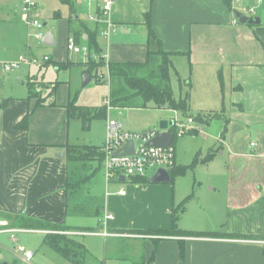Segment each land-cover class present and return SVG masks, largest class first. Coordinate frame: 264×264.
<instances>
[{"label": "crops", "instance_id": "crops-1", "mask_svg": "<svg viewBox=\"0 0 264 264\" xmlns=\"http://www.w3.org/2000/svg\"><path fill=\"white\" fill-rule=\"evenodd\" d=\"M55 1H39L43 10L37 15L44 29L52 18L47 10L56 7ZM59 1L69 7L70 15L65 20L56 12L54 28L59 34L67 31L68 39L78 37L80 45L81 41L88 43L89 34L98 27L88 20L96 6ZM228 1L115 0L111 15L115 32L107 39L98 38L106 63L144 62L149 49L159 48L149 39L145 25V15L152 12V28L164 51L187 59L191 117L171 111L175 122L165 132L175 135L177 123L188 124L193 119L185 136L201 142L191 156H198L196 166L207 165L218 178H225L226 191L218 193L217 184H209L205 191L196 192L195 179L191 191L180 193L177 186L173 190L169 185L172 178L167 183H152L157 171L151 178L147 173L139 180L121 176L109 182L104 162L98 167L97 161L68 160L67 147L74 145L64 132L67 112L52 108L66 103L47 100L37 106L30 89L21 88L27 75L4 71L5 63L24 56V50L18 54L16 48L32 55L29 39L33 29L20 19V0H0V221L18 230L14 239L0 234V264H264V0ZM83 12L86 21L79 15ZM235 12L258 17L260 24H241ZM105 29L102 24L100 32ZM51 33L55 45L47 47L58 44V36ZM86 62L83 75H89ZM197 97L202 100L195 106ZM120 110H108L106 123L112 116L122 123L126 119L127 131L160 132L154 127L162 111ZM197 115H203V124L194 120ZM178 117H187V123L178 122ZM214 123L217 131L212 130ZM105 142L89 147H103ZM175 144L174 137L175 165L187 167L178 163ZM98 176L106 188L102 205L94 204L92 196ZM124 184H129L127 191ZM121 189L124 196L119 195ZM185 200L178 227L187 232L219 233L220 237L146 235L169 231L173 209ZM107 215L113 219L106 221ZM30 220L61 229H29L25 225ZM49 236L70 239L75 251L72 258L55 251ZM18 246L34 252L29 262L16 250Z\"/></svg>", "mask_w": 264, "mask_h": 264}, {"label": "rangeland", "instance_id": "rangeland-1", "mask_svg": "<svg viewBox=\"0 0 264 264\" xmlns=\"http://www.w3.org/2000/svg\"><path fill=\"white\" fill-rule=\"evenodd\" d=\"M79 3L77 4L79 6L80 2H83L82 0H76ZM56 7L52 6L51 9L47 10L48 14L52 16L50 20H47L48 26L43 30L44 33L46 32H53L56 33L58 36V44L55 47H47L43 46L41 42L36 39L37 30L33 28L31 31V37L29 39V47L32 49V55H28L34 58L39 59L43 64L38 66H23L19 70H15L13 72L17 73H25L27 76L22 79L24 81V87L21 86L23 90H29L32 88L33 83L38 84L36 92L41 94L43 97H47L48 101H56L57 103H66L64 106L60 107L59 105L56 108L57 110H63L66 109L67 112V103L69 102L70 96L72 98H75L76 105L82 106V107H98L99 105H103L104 101L109 98V82L110 78L108 75V70L105 68H101L98 73H94L92 77V82L88 84L87 86H83V72L85 70V67L82 65L85 61H87V58L83 54H74L68 51L66 43L68 39L67 31H62V34H59L57 32V28L54 24L53 16L57 12H61L64 19L67 20L70 15V9L68 6L63 4L61 1L57 0L55 1ZM82 4V3H81ZM55 7V8H54ZM48 9V6H46ZM43 8H39V11L42 12ZM81 19L86 21V15L83 13L79 14ZM54 25V26H53ZM29 34V35H30ZM60 35V36H59ZM107 39V38H106ZM81 46H88L87 42H80ZM66 46V48H65ZM23 52V55L25 56L27 54V51L25 48H16L14 51L15 53ZM27 56V55H26ZM48 57L49 60L47 62H44V58ZM107 61V57L105 58ZM174 69L172 70L171 74V88L173 89L174 96L176 99H179L180 97L184 96L185 93H187V84L189 82L190 74H189V67L187 63V59L183 57H173L172 58ZM160 62V60L155 61ZM62 65H66V68H63ZM60 68V69H59ZM156 70L155 68H153ZM176 72L178 74H176ZM104 75V80L101 81L100 78H96ZM30 76V77H29ZM29 77V79H27ZM35 79V80H34ZM100 79V80H99ZM31 80V81H30ZM99 80L100 82H98ZM192 81V79H190ZM31 82V83H30ZM20 86V83H19ZM36 86V85H35ZM207 86L206 82H203V87ZM53 87L56 88L55 94H50V92L53 90ZM47 88V89H46ZM50 94V95H49ZM202 99L200 97H197L194 100L195 106L197 103H199ZM55 103V106L57 105ZM111 111V110H110ZM163 112V115L161 116V120H159L158 124L154 127V129L159 130L160 122L169 120L170 124H174L175 119L172 117L174 114L171 111L167 110H160ZM120 112H124V110H120ZM149 112H153V110H150ZM109 113V111H108ZM113 112H111L112 114ZM118 113V111H117ZM150 116L154 113H148ZM112 116L110 117V119ZM180 120L185 121L187 123V117L179 118L177 119L178 122ZM123 125H125L124 129H126V125L128 124V121L126 119H123ZM217 123V122H216ZM216 123H214V126L212 127V130L217 131ZM67 132V135L69 133L70 135V141L71 144L74 146H71L73 148H77L76 153L78 152H86V150H82V147H89V146H101L104 141L107 139V123L104 119H94L90 123L85 124L82 119H69L68 115H65V126H64V132ZM66 134V133H65ZM201 141L190 139V136H183V138H177L176 139V151H177V160L178 163L183 164L185 166H189L193 164L195 156L192 158L191 154L195 147L200 146ZM204 142V141H203ZM219 157V156H218ZM220 161L225 160V158L219 157ZM227 160V159H226ZM90 161L86 162V164H89ZM91 163V162H90ZM98 167H100L99 163H96ZM214 169H209V167L206 165H195L193 168H189L185 175H179L174 178V183L169 184L173 190L174 186L178 187V190L180 193L183 191L188 193L192 189V185H194V180L196 179L197 184L195 185L196 192H200L201 190H204V188H207V186L217 184V187L219 189L218 193H223L226 191V187L224 185L225 178H218L220 175L217 173H213ZM218 172L220 170L218 169ZM156 172L150 171L148 172V177L151 178ZM100 175V174H99ZM101 176V175H100ZM98 176L96 178L97 185L95 187V190H93V200L94 204L102 205L104 200V195L106 194V188L100 184L101 177ZM212 181L209 183V181ZM218 182V183H217ZM149 185V184H147ZM145 185V186H147ZM123 187L125 190H128L129 184H124ZM194 187V186H193ZM85 189V188H84ZM175 188V193L178 191ZM112 192V188H111ZM137 192H142V190H138ZM10 235V234H9ZM146 235H150L151 237L154 236L156 238L162 237L158 235H154L151 232L146 233ZM17 250V248H16ZM18 251V250H17Z\"/></svg>", "mask_w": 264, "mask_h": 264}, {"label": "trees", "instance_id": "trees-1", "mask_svg": "<svg viewBox=\"0 0 264 264\" xmlns=\"http://www.w3.org/2000/svg\"><path fill=\"white\" fill-rule=\"evenodd\" d=\"M227 3H230L226 0ZM102 25V24H101ZM100 23L97 22V26L89 34L88 48L90 55L87 57L86 72L93 77L94 73H98L101 68L108 69V75L110 78V92L109 99L111 109H155V110H170L180 113L184 116H189L190 112V94L185 93L184 96L176 99L174 96L173 89L171 88V74L174 69L172 58L174 54L167 53L162 48L161 42L157 39L155 32L152 28V12H148L145 15V25L148 30V36L150 40H153L159 46L157 51L147 52V57L144 62H126V63H106L104 60L98 38L102 34ZM104 25V24H103ZM76 41L79 43L78 37ZM93 55H98V59L93 58ZM160 60V62H155ZM66 68V65H62ZM155 68L156 70H154ZM96 78L97 75H95ZM100 80V79H99ZM97 80V81H99ZM36 84L33 83L30 89V97L37 99V106H42L47 102V97H43L41 94L36 92ZM189 87V86H188ZM56 88L50 94H55ZM49 94V95H50ZM7 102L2 104L5 107ZM67 115L69 119H82L85 124L90 123L94 119H104L106 120L108 115V107L106 105L96 108H88L76 105L75 98L70 97L69 103L67 105ZM197 123L204 122L203 115L193 116ZM29 116L24 119L25 123H28ZM174 131V130H173ZM197 134V132H194ZM178 137L175 134V140ZM103 147H82V150L86 152L76 153L77 148L71 146L67 147V156L70 162H88L97 161L100 166L104 162V152ZM212 158L211 156L209 159ZM198 160V156L194 159L193 164L187 167L174 165L171 174V184L174 182V178L179 175H185L189 168H193ZM134 180H139V178H132ZM191 197L188 198V200ZM188 200H185L181 205L173 209L172 218V228L169 231L151 232L154 235L163 236L167 238H181V237H205V238H215L220 237L219 233H196L182 231L178 227V222L181 212ZM25 227L33 230H45V229H61L59 226L45 224L39 221L30 220L26 223ZM51 238L50 246L62 255L66 259L72 258L75 251L73 248V242L66 237L49 236ZM78 247L82 248L80 244ZM184 252V248H183ZM157 250L154 252L156 255Z\"/></svg>", "mask_w": 264, "mask_h": 264}, {"label": "built area", "instance_id": "built-area-1", "mask_svg": "<svg viewBox=\"0 0 264 264\" xmlns=\"http://www.w3.org/2000/svg\"><path fill=\"white\" fill-rule=\"evenodd\" d=\"M21 11L20 19L28 27L37 30L36 39L42 41L44 37V23L38 17L40 0H20ZM84 4L96 6L95 13L88 14V20L98 22L105 25V30L102 32L105 38H109L115 32V24L111 20L112 11L115 5V0H82ZM237 23V22H235ZM67 49L74 54H83L86 58L90 55L88 46H81L74 37H70L67 41ZM97 59L98 55H93ZM105 59L106 56H103ZM49 60L44 58V62ZM42 62L31 56H20L17 60L4 64L5 73H11L15 70H20L23 66L41 65ZM108 70V69H107ZM104 80V75L99 77ZM108 110H111L110 99L105 101ZM193 123V119L188 120V124L177 123L178 138L185 136L189 131V125ZM158 134L156 130H148L144 132H131L124 129V125L120 120L110 117L107 121V139L103 146L104 152V169L106 178L109 182L121 176L124 178L144 177L148 171H157L160 168L172 170L175 165V151L173 147L162 148L151 145V141ZM175 137V135H174ZM133 141L135 143L134 152L131 155H125L121 149ZM120 152L119 155H116ZM119 195L124 196L125 191L121 189ZM113 216L107 215L106 221L112 220ZM18 230L10 229L6 222L0 221V234H10L14 239ZM18 252L23 256L25 262H29L34 252L27 250L23 246L17 247Z\"/></svg>", "mask_w": 264, "mask_h": 264}, {"label": "water", "instance_id": "water-1", "mask_svg": "<svg viewBox=\"0 0 264 264\" xmlns=\"http://www.w3.org/2000/svg\"><path fill=\"white\" fill-rule=\"evenodd\" d=\"M236 18L240 21L241 24H250V25H258L260 24V18L258 17H247L246 15L241 14L240 12H235ZM41 43L45 46H53L54 44V35L51 32H47ZM91 81V78L89 75H84L83 78V86H87L89 82ZM173 124V123H172ZM170 122L169 121H161L160 122V132L157 134L155 138L152 139L151 145L156 147H162V148H169L174 141V135L169 132H165L169 128ZM135 143L133 141L126 144L121 151L125 155H131L134 152ZM120 152H117L116 155H119ZM172 170H166L164 168H160L157 170V173L150 179L152 183L155 184H161V183H167L171 181V174Z\"/></svg>", "mask_w": 264, "mask_h": 264}]
</instances>
